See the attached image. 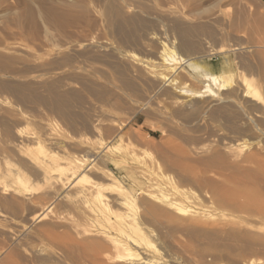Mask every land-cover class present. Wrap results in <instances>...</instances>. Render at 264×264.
I'll list each match as a JSON object with an SVG mask.
<instances>
[{
    "label": "bare ground",
    "instance_id": "obj_1",
    "mask_svg": "<svg viewBox=\"0 0 264 264\" xmlns=\"http://www.w3.org/2000/svg\"><path fill=\"white\" fill-rule=\"evenodd\" d=\"M111 8L107 13V9L105 11L110 21L115 18L117 19L120 15L114 7L113 9ZM118 10L120 11L119 8ZM172 16L169 18L171 20L168 28L171 38L167 35V39H170L172 43L168 42V40L159 41L160 38L158 39L159 42L154 40L155 43H157L155 44L157 51L153 53L152 58L149 56L150 59H138L139 56L133 52L124 51L121 50V48H116L115 46L100 42H89L88 44L86 43V45H83V47L78 45L79 49H83V52L79 54L78 50L73 49L72 51L77 53L79 58H86V61L89 63L86 67L89 66L88 68L91 69L88 73V79L79 81L82 90L92 94L97 103L106 104L105 106H108L110 110H115V108L118 110L119 105L121 104V98L117 95L116 88L135 93L134 96L142 101V105L144 102L145 106L152 104L155 99L170 96L175 100L176 105H180V108L174 111V116L187 117V119L189 117L193 118L195 115L192 112H185L187 109L184 111V107L193 104V102H191L192 99L220 96L222 99L227 100V98L230 99L233 95L235 96L237 92H240L242 93V98L245 99V102L251 104L253 110L257 112V117L264 124V95L262 92L264 88L262 89L260 85L256 84L257 82L254 83L249 77L253 74L261 73L264 66L262 67L260 62L251 61L248 58L249 56H246V52L242 48L245 46H243L242 43L236 45V47L232 49V47L226 46H215V48L214 45H211L209 42H204L205 40H202L203 35H209L212 37L220 35V33L213 28V24L217 23V21H213V24L210 23L213 18L208 22H201L198 20L197 22H194L186 21L182 19L184 17L180 15L177 16V14L176 16L174 15V17ZM190 17L191 16L188 18ZM139 20H124L117 26V28L113 26L116 28L115 32L117 31L120 36L123 37L124 40H122L126 41L131 47L140 45V42L142 41L140 39L141 36L139 37L138 34L140 33L138 28L141 25ZM111 24L112 22L110 23V26ZM225 31L227 30L225 29ZM223 33H225L224 30ZM153 37H156V35ZM152 39L151 41H153ZM141 45L146 46L145 43ZM145 46L141 47L144 48ZM10 47H6L5 45L6 49H10ZM75 47L77 49V46ZM5 48L3 46L2 51H0V215L3 221L8 224L7 226H12V221L19 218L22 211H25L26 208L28 209L30 202H32L41 208L43 207L42 209L44 210V213L36 214L26 219L27 224L31 227V237L28 238H33L43 244L47 243L46 245L49 244L48 246H56L59 248V246L63 245L62 249L68 250L70 245L68 246L69 248L64 246L68 245L67 242L70 239L72 242V238L73 242H75L74 240L77 237H101L103 242L106 241L103 243L105 245L104 247L107 249L108 246H106V244H110L109 246H111L116 253L114 257L111 256L109 258L110 260L129 262L131 264H169V262L165 263L162 261L164 260L162 259V256L164 255L162 254L163 252L154 244L155 242L153 243V241H151L150 234L148 235L145 232L146 228H143L144 224L142 223L141 218L135 214L138 206L136 197L134 196L135 194L133 195L129 190V186L127 187L128 184L126 185V180L124 179L125 181H123L120 179L121 177L119 178L118 174L110 169V166L113 165L121 170L123 168V163H133L138 160L137 156L139 152H135V149L133 151L131 150V146H134V140L131 142L129 136V138L127 137V140H125L122 135V131L125 129L121 130V126L123 127L127 122H122L124 124L119 126L118 123L116 124L114 121L115 119H112V113L114 111L109 112L101 109L102 107L95 110L91 108L85 110L77 106L86 102V98L81 93L82 90L81 92L78 91L72 83H67V86L65 87L66 89L61 90L60 81H55V79L54 82H48L46 86L44 85L45 88L47 87L48 91L46 96H44L43 93L41 94V92L37 90L39 87L36 86H40V84H38L39 82H37V80H34L35 78L24 80L27 75L29 76L32 74V72L30 73L31 68H28L30 71L27 70V68H23V71L27 70L29 72L28 74L27 72L23 73L20 69L25 66L24 63H22L24 66L18 69L14 67V63H17L16 60H18L19 57L22 58L24 56L22 52L20 53L22 57L18 54V58L12 57L11 59L10 57H6V55L4 56L3 53L6 51ZM14 48L17 49L16 47ZM14 48L12 47L11 51H13ZM3 49L5 51H3ZM9 49H7L6 53H10ZM176 49L183 55H179L180 57L177 58ZM262 50L260 49L259 51ZM47 51L49 52V50ZM28 52L29 51H27V53ZM11 53L7 54V56H16V50L14 55V52ZM27 53L25 52L26 55ZM28 54L30 55V53ZM231 54L235 55V59H232L233 55L231 56ZM72 55L70 53L69 55H63V57L65 56L63 58L65 65L73 63L75 57ZM216 55L222 56V71L219 73H212L209 70L204 71L202 74L204 88L201 91L187 90L186 86L188 81H191L190 79L197 80L198 78L188 71L185 66H189L192 70L194 69L195 72L196 70L200 72L199 70H201V68L194 65V61L196 59L208 60ZM25 56L23 59H28L25 58ZM32 57L33 56H31V58ZM35 58L36 59H34V62L32 63L31 61L33 59L30 62L28 61L30 66L31 64L32 66L35 65L37 57ZM40 59L41 58H39V60ZM50 60L51 59H49V63ZM95 62H101L106 66L111 67V69L113 68L118 74L117 82L112 80L104 84L97 82L95 80L97 73V68L94 66ZM232 64L237 66L235 69L240 71V73H234L233 68H231ZM51 65L53 64L51 63ZM53 66L50 67L53 68ZM11 67H14L16 70H10ZM45 69L46 68H44V70ZM17 70L22 71L23 76L21 77L22 79L24 77L23 80H20V77L19 80L5 78L9 71V74L13 75L14 78L16 76L17 79V75L20 74V71L18 73L15 72ZM40 70L33 72V74L42 71ZM179 72H185L187 74L180 76ZM1 74L6 75L4 76ZM24 74H26V76H24ZM36 83L38 85L34 87ZM42 83L43 82H41V85H43ZM184 95L189 96V99L185 98ZM229 102L227 101L228 105L223 106H218L219 103H214V101L209 102L208 106H216L210 111V115L213 117L221 116L226 118L228 121L227 123L232 125L231 127L234 126L233 129L238 131H251V128L242 130L241 126L240 129V127L236 125L235 120L237 118L238 121L240 111L237 108L234 109L236 106L234 105L235 107L233 108ZM122 104L124 103L122 102ZM198 110L197 107V111ZM126 133L128 134L127 131ZM133 133L134 132L131 131V134ZM137 135L142 134L137 133ZM139 137L140 136H138L137 139ZM143 137H145V135H143ZM144 141L142 142L143 144L140 143L141 141L139 144L144 146ZM145 142L147 143V141ZM236 147H238L239 150L246 148L245 143L236 144ZM146 150H143L145 151V154H150L148 151L146 152ZM119 151L123 152V157L119 156ZM140 151L142 152L141 149ZM135 153H137V155ZM149 156L152 160V164H149L150 166L146 165V167L144 166L145 168L137 169H134L131 166V169L138 172L149 184L147 186L141 181L144 184L143 186L146 187L143 188L137 182L140 180V177L139 180H135L138 188L144 189L142 193L143 196L145 195L144 199L142 198V194H140L141 197L138 196L141 198H139L141 200H139L140 202L143 201L145 204L148 202L147 204H150V208L148 209H152V211L158 207L156 204H159L165 208V211H169L168 213L166 212V215L169 213L173 216H185L189 214V221L191 220L193 223L190 226L195 227L193 228L195 231L191 230L195 236H198V239L201 237V239L208 240L209 244L207 243V246H209L208 248L210 251L217 254V257H213L217 258V262L218 260H227L231 264H256L258 262L253 258H250L249 261H246V259L248 256H252L251 254L254 250L255 252L261 250L258 249V247L264 246L263 240H261L260 237L255 234H245L241 228L233 232H228L224 226H214L207 223L206 221H209L208 219L211 218V216L207 218L204 211H201V209L198 208L201 204H199L200 202L198 203L199 200L197 195L189 189L180 188L173 176L168 174L162 162L160 163V161H158V159L156 160L151 154ZM141 157H143V155ZM138 162L139 161H137V163ZM128 169L130 170V168ZM128 169H125L126 177L127 179L132 178L133 180L131 181L134 183V179L137 176L134 175L132 170L130 172ZM39 185L42 189L38 188ZM28 198H30V200H28ZM192 208L195 210L191 211ZM55 209L68 210L70 214L72 213L71 216L73 214L74 216L64 220L65 224L62 222V217L46 221L48 218H51L50 214L54 212ZM149 211L151 213V210ZM163 211L164 210H162V212ZM62 212L65 211H61V213ZM159 212L161 213V211ZM154 215V218L156 219L160 214L157 215V212L154 211ZM162 215L163 214L161 213L160 217ZM173 216L171 218H173ZM176 217L178 216H175L174 218ZM157 219H159V217H157ZM221 237H226L228 241L232 242L229 244V247L228 245L227 247L221 245ZM101 238L99 239L101 240ZM206 240L205 243L207 242ZM219 241L220 244L217 243ZM80 242H75V244H79ZM84 242L85 241L82 243ZM97 243H95V249H98L96 251H99V248L96 246L98 245L100 247L101 241L100 244ZM73 244L71 245L73 246ZM88 245L92 246V244ZM18 246L20 247V244ZM72 248L74 249H70L74 252L76 248ZM141 248L145 249L147 255L146 258H142L139 254L140 252L137 251V249ZM15 249L19 250V248ZM70 249L69 251H71ZM35 250L34 256L37 259H34L38 260V262L50 261L54 258V254L46 249L37 250L35 248ZM67 250L66 252L68 253L69 251ZM25 253L27 254V252ZM74 253H76L74 254L75 256L78 252L75 251ZM8 254L11 253L9 252ZM80 255L78 253V256ZM5 257L8 258L7 255ZM191 257L192 258H189L187 261L188 264H206V259L209 256H207L206 259L204 257L205 261H200V258H196V255L195 257ZM10 258L12 257L10 256ZM14 258L16 259V257ZM20 258L22 259L21 256ZM15 259L12 260V264L14 262L15 264L20 262ZM22 260H25V262H27V260L29 261L27 257ZM2 261L4 260L2 259ZM6 261L8 263V260ZM30 261L34 262L32 257ZM175 261L170 264H178L175 263ZM181 262L182 261L179 263Z\"/></svg>",
    "mask_w": 264,
    "mask_h": 264
},
{
    "label": "rangeland",
    "instance_id": "obj_2",
    "mask_svg": "<svg viewBox=\"0 0 264 264\" xmlns=\"http://www.w3.org/2000/svg\"><path fill=\"white\" fill-rule=\"evenodd\" d=\"M113 7L120 13L117 17L119 21L116 18L110 21L108 19L109 17L106 15L108 10H110V8L113 9ZM118 8L124 13H121ZM263 13L264 0H0V47L2 46L0 51H2L3 46L5 48V45L6 47L11 46L10 49H7L10 50H8L10 53L14 52L13 55L16 50V56H11L12 53L10 56H7V54L10 53H6V48V51L3 49V51H5V53H3L4 56L6 55V57H10L11 59L12 57L18 58V54L22 57L20 54L21 52L25 56V52L27 53V51H29L28 53H30V55L34 58H31V56L27 53V57L25 56V58L28 59L24 60V56L22 58L19 57L20 60H16L17 63H14V67L18 69L24 66L22 63H24L25 66L27 64L26 67L24 66L20 69L23 71V68H27V70H29L28 68H31V71H29L30 73L32 72V74L29 76L24 74L26 78L24 79L23 77V79L31 80V78H35L34 80H37L40 86L36 83L34 87L38 85L36 86L39 87L37 90L41 92V94L43 93L44 96L48 93L47 87L45 88L46 84L48 82H54L55 79V81H60L61 90L66 89L65 87L67 86V83H72L76 89L81 92L82 87L79 84V81L87 80L89 77L88 73L91 69L88 68L89 66L86 67V65H89L86 58H79L78 54L83 52V49H79L78 45L83 47V45H86V43L88 44L89 42H100L115 46L116 48H121V50L124 51L133 52L139 56L138 59H150V57L152 58L153 53L157 51L155 45L157 43H155V41L159 42L168 40V42L172 43L170 39H167L168 36L171 38V34L168 31L171 20L169 18L172 15V17H174V15L176 16L177 14V16L180 15L184 17L182 19L186 21L194 22H197V20L201 22H208L213 18L210 23L213 24V21H217V23L213 24V28L217 30L220 35L214 37L203 35V39L202 37L201 39L203 41L205 40L204 42H209L211 45H214V47L226 46L232 47V49L235 48L236 45L242 43V45L245 46L242 48L246 52V56H249L248 58L251 61L260 62L263 67ZM189 16L191 17L188 18ZM130 19H140L141 28L139 26L138 31L140 30V33L138 34L139 37L141 36L140 39L146 44V46L141 45L144 44L141 41L142 43L140 42V45L131 47L126 41H123V37L120 36L117 31L115 32L120 23L124 20ZM111 22L113 25L111 24L110 26ZM225 29L227 31H225ZM223 30L225 33L229 34L227 35L223 33ZM155 35L157 38L153 37ZM148 39L152 44L148 41ZM151 39L153 41H151ZM75 46H77V49ZM141 46L145 47L143 48ZM12 47H16L19 51L15 48L11 51ZM259 48L263 50L259 51ZM73 49L78 50V54L73 52ZM47 50H49V52ZM178 51L179 50L176 49L177 58L183 55ZM69 53L71 55L73 54L72 56L75 58L72 64H66L68 66L67 67L63 61V58L65 57H63V55H69ZM48 56L49 59H51L50 63ZM231 56L232 59H235L234 54H231ZM35 57H37L35 65L32 66L31 64L30 66L28 61L30 62L33 59L31 63L34 62V59H36ZM39 58L41 59L39 60ZM21 59L27 62H24ZM196 60L194 61V65L201 68V70H199L200 72L197 70L195 72L194 69L192 70L189 66H185L188 71L198 78L197 80L190 79L191 81H188L186 89L201 91L204 88V80H202V74L204 71L209 70L212 73L221 72L223 59L221 55H216L208 60ZM40 61L44 62L41 63ZM51 63L53 65L58 64L53 66ZM50 66H53V68ZM94 66L97 68L95 76V80L97 82L101 84L111 80L117 82L118 74L113 68L111 69V67H108L101 62H95ZM14 67H11L10 70H16ZM44 68L46 69L44 70ZM231 68H233L235 74L240 73V71L235 69L237 66L232 64ZM21 70L15 71L16 73L20 71V74L17 75V79L16 76L14 78L13 75L9 74V71L7 75H1H6L5 78H11L10 80H19V77L20 80H23L21 77L23 76ZM27 70H24L23 73L27 72L29 74ZM39 70L41 72H36V74L34 73L35 75L33 74V72ZM183 74L186 75L187 73L179 72L180 76H183ZM259 74L256 73L249 77L252 81H254V83L257 82L256 84L260 85L263 89L264 67L262 72ZM43 80H46V83ZM41 82H43V85H41ZM123 91L124 90L116 88V93L120 96L119 98H121V104L119 105L118 110L115 108L116 111L110 110L108 106H105L106 104L97 103L94 100V96L84 90H82L81 93L85 96L86 102L77 106L85 110L88 108L95 110L102 107L101 109L109 112L114 111V114L112 113L113 116H111L113 120L115 119L114 121L116 124L118 123L119 126L123 125L125 121L127 122L123 127L121 126V130L125 129L122 131V135L125 140H127L128 136L130 137L131 142L134 140V146H131V150L133 151L135 149V152H139L137 156L138 160L133 163H123V168L121 170L117 169L113 165L110 166V169L117 173L118 177H121L120 179L123 181L126 180L125 183L126 185L128 184L127 187L129 186V190L133 193V195L135 194L134 196L136 197L138 205L135 214L141 218L142 223L144 224L143 228H146V231H144L148 235L150 234L149 236L151 237V241H153V243L155 242L154 244L163 252L162 254H164V257L162 256V259L164 260L162 261L165 263L169 262L170 264L175 260L177 261L179 258L177 262L175 261V263L188 264L187 261L189 258H192L191 256L195 257L196 255V258H200V261H205L207 256H209L206 259V262H209L208 264H231L227 260H218L217 262V258H213L217 257V254L209 250V246H207L209 244L208 240L205 239L207 241L205 243L203 238L201 239V237H199L198 239V236L194 235L193 231L195 230L193 228L195 227L190 226L193 223L191 220L189 221V214L185 216H173L169 213L166 215V212L168 213L169 211H165L163 206L156 204L158 207L154 209V211L157 212V215H161L162 213L164 216L162 215L160 217V215H158L157 217H159V219H157V217L155 219L154 211H152V209H148L150 208V204H147L148 202H146V206L145 202H140V194L143 193V188H146L143 186V183L147 186L149 184L147 180L144 177H141L138 172L132 170L131 166L132 168L137 169L145 168L146 165L149 164L151 165L152 160L149 156L150 154L156 160L158 159L160 163L162 162L168 174L173 176L180 188L189 189L197 195L199 200L198 203L200 202L199 204H201L198 208L201 209V211H204L207 218L211 216V218L208 219L209 221H206L207 223L214 226H224L228 232H233L241 228L245 234H255L260 237V239L263 240L264 245V124L257 117V112L253 110L251 104L245 102V99L242 98V93L237 92L235 96L233 95L232 98H227V100L222 99L220 96L190 99L193 104L188 107H184V111L187 109L185 112H192L195 115L193 118L189 117L187 119V117L184 118L174 116V111L180 108V105H176L175 100L170 96L155 99L153 103L148 106H145L143 102V105L145 106L143 109L144 106L142 105V101L134 96L135 93H131V91L128 90ZM262 92L264 95V90H262ZM184 97L189 99V96L187 95H184ZM211 101L219 103L218 106L228 105L227 101H230L229 104L233 108L236 106L234 109L237 108L240 111L239 115L241 117L238 116V121L236 118V125L239 127L241 126L242 130L251 128V131H238L233 129L234 126L231 127L232 125L227 123L228 121L226 118L221 116H211L210 111L216 107L208 106ZM122 102L124 104H122ZM196 106L199 109L198 111ZM129 129L134 133L131 134ZM126 131L131 135H128ZM135 133L136 135L137 133L142 134L137 135V137L140 136L143 140L140 137L137 139ZM133 135L135 136L132 137ZM143 135H145V137H143ZM144 140L147 141V143ZM143 141L145 143L144 146L142 145ZM139 142L142 144H139ZM148 142L151 143L149 144ZM239 143H245L246 148L239 150V148L236 147V144ZM143 150H146V152L148 151L150 154H145V151ZM137 153L135 154L137 155ZM118 154L123 157V152L119 151ZM142 155L143 157H141ZM137 161L139 162L137 163ZM128 168H130V170ZM125 169H128L130 172L132 170L134 175L137 176H135L136 178L134 179V183L131 181L133 180L132 178L127 179ZM135 180H139L140 182H137L143 188H138ZM38 188L42 189L40 185ZM136 190H139V193ZM144 197L145 195L142 198L144 199ZM28 200H30V198H28ZM29 207L28 209L26 208L25 211H22L19 218L12 221V226H7L8 224L3 221L0 215V264H12V260L15 259L14 257H16L18 262L20 261L19 263L17 262L18 264H131L129 262H117L110 260L109 258L111 256L114 257L116 253L113 251L112 247L109 246L110 244L108 245L105 243L108 248L106 249L104 247L105 245L103 243L106 241L103 242L101 237H99L101 240L98 237L91 236L84 238L77 237L79 240L74 237L75 242L78 243L81 241V244L79 243L80 245L77 243L76 245L72 238L73 244L70 239L67 242L68 245H65L64 247H70L71 249H74L72 247H75L76 250H74V252L77 251L79 255L81 254L78 256L77 253V255H75L76 257L74 256L76 253L72 252L73 250L70 248L69 249L71 251H69V249H62L63 245L59 246V248L56 246H48L49 244L46 245L47 243L43 244L33 238H28L31 237V227L27 224L26 219L32 217L33 215L44 213V210L42 209L43 207L41 208L32 202H30ZM55 210L50 214L51 218H48L46 221L62 217V222L65 224L64 220L74 216V214L71 216L72 213L70 214V212L65 209ZM149 210H151L152 215ZM162 210L164 211L162 212ZM193 210L195 209L192 208L191 211ZM61 211L65 212L61 213ZM159 211H161V213ZM172 216L173 218H171ZM175 216L178 217L174 218ZM27 238L29 242L27 241ZM83 241L85 242L82 243ZM97 241L99 244L101 241L100 247L97 245ZM220 241H222L221 245L224 247H227V245L229 247V244L232 243L228 241L226 237H221ZM220 241L217 243L220 244ZM94 242L97 243L96 247L99 248V251H96L98 249H95ZM18 243L20 244V247L18 246ZM71 244H73V246ZM88 244H92V246ZM15 248H19V250ZM35 248L37 250L46 249L54 254V258L50 261L47 260L38 262V260H35L37 258L34 256V252L36 251ZM143 249L144 248L137 249V251L140 252L139 254L142 258H146V251ZM258 249L261 250L256 252L254 250L251 254L252 256H248L246 261L253 258L255 261H258V264H264V246H260ZM27 250H30L31 252H28ZM66 250L69 252L67 253ZM24 251L27 252V254ZM6 252H10L12 255ZM69 253L71 254V257ZM6 255L8 258L5 257ZM9 255L12 258H10ZM25 255L29 259L27 262H25L26 259L22 260L26 258ZM28 255L33 258V261H35H30L31 257ZM2 259L4 261H2ZM6 260H8V263ZM180 261L182 262L179 263ZM13 264H15V262Z\"/></svg>",
    "mask_w": 264,
    "mask_h": 264
}]
</instances>
